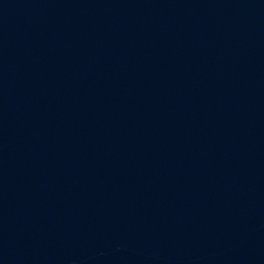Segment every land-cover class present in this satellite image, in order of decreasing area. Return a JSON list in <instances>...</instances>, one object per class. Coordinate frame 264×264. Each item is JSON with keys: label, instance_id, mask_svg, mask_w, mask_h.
Instances as JSON below:
<instances>
[{"label": "water", "instance_id": "1", "mask_svg": "<svg viewBox=\"0 0 264 264\" xmlns=\"http://www.w3.org/2000/svg\"><path fill=\"white\" fill-rule=\"evenodd\" d=\"M0 264H264V0H0Z\"/></svg>", "mask_w": 264, "mask_h": 264}]
</instances>
